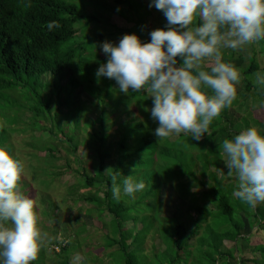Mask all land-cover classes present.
Masks as SVG:
<instances>
[{"label":"trees","instance_id":"1","mask_svg":"<svg viewBox=\"0 0 264 264\" xmlns=\"http://www.w3.org/2000/svg\"><path fill=\"white\" fill-rule=\"evenodd\" d=\"M115 1L118 4L129 5L126 4V0ZM94 4L104 3L94 0ZM99 5L97 7H100ZM82 18H84L82 8L74 0H0V99H5V90H19L22 97L21 101L11 104V107L0 106V137L6 131V127H9L5 125L4 116L13 115V109L23 111L24 114L31 112L36 120L50 119L49 133L58 135L60 132V141L67 142L70 152L77 154L80 140L75 143V133L66 132L64 125L69 124V121L63 124L54 120H57L58 112H64V108L70 111L72 105L79 103L73 95L76 94L77 98H80L85 93L93 99L91 105L96 102L101 111L95 120H85L84 126L91 130L87 132L89 139L85 138L83 141L85 143L83 156L80 154L78 157L80 181L77 186L90 188L89 194L83 195V198L98 206L101 218L103 215L111 216L109 224L112 235L109 233L105 235V250L111 247L116 249L107 254V260L116 261V255L119 254V264H143L139 258L141 255H144V259L147 257L148 264H264V241L253 248L254 252H260L259 258H254L252 252L241 254L246 246H240L243 240L250 242L252 238V232L247 231L257 227L255 232H264V203L252 207L243 202L234 195L238 180L226 182L225 170H222L220 177L217 171L211 170V165L220 168L223 162L219 152L208 150L211 142L187 139L189 136H184V133L177 138H173L172 135L158 141L153 131L158 126H154L146 119L144 121L145 116L139 119H142L144 126L148 125V134L133 140L130 130L126 129L131 121L128 119L126 127L120 129L121 133L117 140L111 139L110 129L121 119V117L111 119V116L119 112L130 114L129 106L135 103L128 95L117 92L119 89L115 82L106 85L108 87L106 88L108 91H105L106 96L102 93L101 88L105 85L102 82L98 83L96 72L99 65L106 63L108 59L105 53H101V45L108 40V35L105 33L97 35L90 43L98 48H94L97 53L85 54L89 43L78 42L81 29L76 26ZM88 18V23L95 21L97 24V21H101L96 14L89 15ZM51 20L60 21L62 27L49 32L46 23ZM200 22L199 20L194 23ZM166 25L167 23L161 24L160 28ZM155 27L156 25L145 27L143 33L148 38L141 39L145 42L150 41V32ZM85 30L82 31L83 34H86ZM130 33L135 32L131 30ZM76 38L78 39L75 40ZM261 44L264 46V40H261ZM259 50L264 51L255 47L251 56H237L235 50L223 55L226 61L232 62L241 70V80H244L243 78L248 75L264 73V66L257 57ZM238 94L244 99H249L252 95H264V91L253 81H247L244 90ZM126 98L129 104L125 103ZM239 98L237 97L233 105L223 110L218 117L225 119L227 125L210 126V137H216L219 133L222 135L220 143L240 130V125L237 124L243 118L234 109L241 103ZM256 98L259 99L258 96ZM80 101L84 104L82 97ZM145 104L152 105V99L148 95L146 103L141 105ZM79 109L81 113L85 111L86 115L90 107L85 104V110L83 107L81 111L78 107L77 111ZM248 116L254 123L264 126L251 111ZM148 118H151L150 114ZM81 123L82 118L75 123L76 128H79ZM87 147L92 151L88 153ZM46 148L44 150L50 151L49 153L55 151L53 147ZM113 153L117 155L114 162L111 159ZM85 157L90 159L92 170L86 164L88 162L83 160ZM199 162L202 179L197 175ZM134 166L136 167L134 175L137 179H140L139 175L143 170L155 169V171L148 169V177H144L145 189L138 192L139 197L134 200L125 195H122L119 201L113 199L111 176L106 171L111 169L112 173L120 176L130 175L133 174ZM206 176H209L212 182L205 180ZM194 182H199L202 186L208 185V189L199 193L193 191ZM164 184H173L180 198L188 200L187 213L194 212L188 215L193 220V226L189 228L180 216L160 219V229L157 228L155 231H160L165 247L161 249L155 246V250L146 253L145 241L148 234L156 228L155 219L159 215L160 195ZM154 212L156 215H153ZM130 221L134 224L141 223L142 227L126 228ZM70 252V245L62 246L61 264H73Z\"/></svg>","mask_w":264,"mask_h":264},{"label":"clouds","instance_id":"2","mask_svg":"<svg viewBox=\"0 0 264 264\" xmlns=\"http://www.w3.org/2000/svg\"><path fill=\"white\" fill-rule=\"evenodd\" d=\"M149 6L163 11L166 27L152 30L148 42L137 33L124 34L119 43L104 41L108 59L96 72L98 83L107 77L120 93H147L152 107L145 110L158 121V141L181 133L202 140L238 97L241 70L224 59L223 50L264 40V0H151ZM46 27L52 32L62 24L51 20ZM253 82L264 88V73L257 72ZM219 148L229 175L238 180L234 195L252 207L264 203V131L246 127ZM135 168L124 176L106 171L113 199L135 198L145 189ZM24 171L22 160L0 147V264H33L47 236L34 199L19 191Z\"/></svg>","mask_w":264,"mask_h":264},{"label":"rangeland","instance_id":"3","mask_svg":"<svg viewBox=\"0 0 264 264\" xmlns=\"http://www.w3.org/2000/svg\"><path fill=\"white\" fill-rule=\"evenodd\" d=\"M74 1H76L82 8V15L84 16V18L76 24L77 28L81 29V32H79V39L76 38L75 40L78 39V42H81L82 44L89 43L87 45L88 49L85 53L87 55L97 53L96 49L98 48L90 43L93 42L95 37L100 33L107 34L108 41L119 43L120 38L124 34L130 33L131 30L137 34L139 33L141 38H146L147 36L143 33L145 27L156 25L154 29H158L161 27V24L167 23V19L162 10L149 6L151 0H126V4L131 6L118 4L115 0H95L96 2L104 3L102 5L97 4L100 7H97V5L94 4V0ZM114 6L122 8L125 12L120 8L115 9ZM93 14L100 17L101 21H97V24L95 21L88 23V16ZM159 22L160 24H158ZM84 30L86 34L82 33ZM255 45L257 48L264 50V46L259 44V42H256ZM252 47L254 48V44H252ZM244 51L247 52V50ZM227 52H230V50H223V54ZM248 52L249 54L251 53L250 51ZM101 53H104L103 50H101ZM257 57L263 66L264 56L259 58L258 55ZM225 58H227V56H225ZM243 79L244 80H241L237 86L238 92L244 90V85L247 81H254L255 76L248 75ZM101 82L105 85V87L101 88L103 94H105V91H108L106 90V88H108L106 86L107 84L115 82V86L119 88L116 81L113 79L104 77ZM260 89L264 91V88L260 87ZM19 92V90H5L4 93L6 94V97L4 100L0 99V106L7 105L8 107H11V104H16L17 101H21L22 97ZM117 92L120 93L119 90ZM106 95L107 94H105V96ZM126 95L132 98L135 105L132 104L129 106V110L131 111L130 114H121L119 112L111 116V119L121 117V119L116 122V125H113L110 129L112 140H117L119 133H121L120 129L126 127V124L128 123H126V121L128 119H131L129 122L130 128L127 125L126 129L130 130L133 140L139 139L143 134L149 133L148 125L146 124V126H144L141 121L142 119H139V117L145 116V118H143L144 121L147 120L153 123L154 126H158V121L153 120L152 117L148 118L150 111H147L149 114L145 112V106L150 109L152 105H141L142 103H146V93L130 92V94ZM257 96L259 99L256 98ZM81 97L84 104L80 101ZM81 97L77 98L76 94L73 95V98L77 101L79 100V103L72 105L70 111L67 108H64V112L67 113L58 112V118L57 120H54L55 122L60 121V123L63 124H66V122L69 121V124L64 125L66 132L70 134L75 133V143L80 140L79 150L76 152L77 154L70 152V146L67 142L60 141V132H58V135H51L49 133L48 129L51 128L50 119L49 121H43L41 119L36 120L32 117L31 112L24 114L23 111L19 112L17 109L12 110L13 115L3 117V120L5 118V125H8L9 127H6V131L3 132L0 137V147L7 148L22 160L25 171L19 183V191L23 195L34 199V203L39 212L40 226L42 231L47 234L41 251L39 252L37 259L34 261L35 264H61L63 260L60 256L61 249L62 246L66 244L70 245V256L73 264H85V262H87L86 264H119L120 261L119 254L116 255V261H111V259L107 260L106 258L109 252L116 249V247H111L105 250V235L108 233L112 235L109 224L111 216L103 215L101 218L98 212V206L85 201L83 198V195L89 194V191H91L90 188L77 186V183L80 181L78 173L80 167L78 157L80 154L83 156L85 150L83 146L85 143L83 141L85 138H87V140L89 139L87 137V132H90L91 130L84 126L85 120H95L99 117L101 111L100 106L96 104V102L93 101L94 105H91V100L93 99L88 95L84 93ZM111 97L113 98V93L111 94ZM238 97H240L239 99L241 103L235 106L234 109H236L238 112L237 114L241 115L243 118L241 119L242 121H239L240 124L239 122L237 124V126L240 125L239 131L250 126H256L264 131V126L254 123L248 116L251 111L252 115L258 121L264 123V95L257 94L254 96L252 95L249 99H244L238 94ZM125 103L129 104V100H125ZM85 104L90 107L89 112H87L86 115L85 111H82L83 107L85 110ZM78 107L81 108L82 113L80 112V109L77 111ZM57 111L59 110L57 109ZM54 113L53 110V114ZM80 118H82V123L79 128H76L75 123ZM55 122L54 126H56ZM213 124L215 126H220L227 125L228 122L223 118H216ZM13 128L15 130H13ZM183 135L189 136L187 139L191 138V133H184ZM221 136L222 135L219 133L216 137H210L209 135L204 137L203 142L212 143L208 145V150L212 149L214 153H220L219 145L222 144L220 143ZM177 137L178 135H173V138ZM91 142L93 143V140ZM47 146L53 147L55 151L49 153L50 151H47ZM45 148L47 150H44ZM91 151V148L87 147V152L89 153ZM116 157L117 155L113 153L111 158L112 162L115 161ZM83 160L88 162L86 164L89 169L91 168L92 170L93 165L89 162L90 159L85 157ZM222 161L220 168L211 165V170L217 171L219 177L222 174V170H225L226 176L228 177H226L225 181H234L236 179L235 176L229 175L228 168L223 158ZM166 166H168V164H166ZM148 169L140 172L139 177L143 180L145 179L144 177H148ZM200 169L201 162L197 164V175L199 179H202V176L199 173ZM150 170L155 171V169H149V171ZM231 176L233 178H229ZM205 180L212 182L209 176H206ZM192 187L193 191H197L198 193L204 189H208V185L202 186L199 182H194ZM137 197H139V193L136 194L135 198H130L134 200ZM160 201L159 215L155 219L156 228L148 234L145 241L146 253L155 250V246L161 249H164L165 247L163 240L161 239L160 231H155L157 228L160 229V219H163L164 217L180 216V219L185 221L189 228H192L193 226V220L189 218L188 215H190V213L194 214V212L187 213L188 200L180 198V194L177 193L173 184H164L162 186ZM210 207L212 208L213 206ZM154 214L156 215L155 212L153 215ZM125 227L128 229L141 228L142 224H134L130 221ZM256 228L247 231L249 233L252 232L250 242L243 240V243L240 246H246V248L241 251V254L252 252L254 258H259L260 252H254L253 248L255 249L258 244L264 241V232H255ZM55 240H57V242ZM228 245H231V243H228ZM72 246L76 248H73ZM41 253H43V255H41ZM143 256L144 255H141L139 257L140 260H142L143 264H148L146 260L147 257L145 256L146 259H144Z\"/></svg>","mask_w":264,"mask_h":264},{"label":"crops","instance_id":"4","mask_svg":"<svg viewBox=\"0 0 264 264\" xmlns=\"http://www.w3.org/2000/svg\"><path fill=\"white\" fill-rule=\"evenodd\" d=\"M199 20H200L199 17H197L196 21H199ZM194 22H195V21H194ZM258 42H259V44H261V41H258ZM255 47H257V46H255V43H254V48H255ZM254 48L252 47V45H250V47H247V48L244 49V50H247V52H245L244 50H240V51H236V50H235V52L237 53V56H239V55L251 56ZM227 50H232V49H227ZM242 51H244V52H242ZM248 51H250L251 53L249 54ZM258 55H259V58L262 57V56H264V51L259 50ZM258 55H257V56H258ZM259 62H260V61H259ZM260 63H261V62H260ZM209 64H210V62H209L208 60H206L205 63H204V67H208ZM261 64H262V63H261ZM263 66H264V65H263Z\"/></svg>","mask_w":264,"mask_h":264}]
</instances>
